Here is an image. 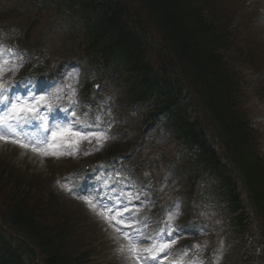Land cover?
<instances>
[{
  "label": "rangeland",
  "instance_id": "obj_1",
  "mask_svg": "<svg viewBox=\"0 0 264 264\" xmlns=\"http://www.w3.org/2000/svg\"><path fill=\"white\" fill-rule=\"evenodd\" d=\"M8 1L12 2V4L4 10V13L12 10L14 12L12 18L6 20H2L4 16L0 15V45L3 46L6 40L9 41L15 37L16 31L13 29L12 19L18 20L21 17V23L35 19L32 14V6L36 2L35 0ZM120 1L127 2L132 17L137 16L134 12L137 8L139 12L142 10L139 4L135 2V5L131 7L133 11L129 5L130 0ZM225 4L229 11L226 13L227 16L233 17L229 23L231 27H234L231 30V38L234 42L231 54L236 58L235 61L238 62L240 60L239 55L241 53H254L256 56L260 55L256 59V62L260 59L261 65H263L264 0H227ZM48 21H45L43 25H39L35 31V39L42 46L35 51L36 54H40V57L49 55L48 61H50L59 55L63 57L68 54H75L80 50L82 46L79 35L81 24L74 15L72 17L69 12H63L58 18L51 20L49 25L45 27L44 24ZM55 25H59L60 27L57 29ZM14 27L17 30L15 25ZM147 40L151 45L150 49L152 52L158 50L151 34L147 36ZM12 41L10 40L9 42ZM9 63L14 64L11 60ZM74 63L76 64V62ZM87 68L85 62L84 66L81 67L82 73H78L75 66L69 65L63 72L66 80L63 84L59 85H63L64 91L68 94L78 84L77 73L82 75L80 79L83 84L87 82L99 83L100 86L96 92L95 109L89 108L82 111L80 118L86 122L95 121L99 115L101 117V126L110 133L109 139L106 143H103L101 150L105 147L108 149L111 144H124V148L128 147L129 151L124 154L126 157H123L137 163L139 171L135 166H127V170L120 168L123 175L119 179V182L113 185L114 190L121 196L125 195L127 200H129V197H131V200H134L135 196H138L141 191H143V198L146 200L142 204L136 205V207H128L129 213H125V216H128L130 213L134 215L131 218V227L124 226L125 229L123 230L131 233L133 237L143 233L146 237L158 236L156 239H163L164 232L169 223L178 226L177 223L192 219L193 225H191L189 230L195 231L196 234L186 236L180 232L176 233L179 238L171 246L170 255L164 262L178 261L183 257L182 264H189V261L193 260L202 261V264H240L241 249L237 250L236 238L232 235L216 236L211 241L201 243L198 248L187 247L188 241L193 240V238L197 239V235L199 237L204 235L201 232V224L209 225L210 217L217 211L218 205L212 203L215 198L212 194L214 191L213 187L211 185L205 186L207 192L202 197V200L206 202L205 204L187 205V199L182 194V190L184 192L186 187V182H183L187 161L184 150L180 149L177 152L168 150L172 149L167 146L170 141V135L162 128V125L147 123L150 125L145 126L147 125L146 121H142L146 118L147 106L138 105L132 109L130 106L126 107L124 86L121 82L122 77L112 74L111 76L108 75L105 80L103 79L104 81H101V73L98 71L100 68H97V66L92 69L88 68L89 72ZM237 69L241 70L242 68L240 66ZM13 74H17V71ZM247 74L252 76L250 73ZM84 93L86 94V92ZM254 96L256 101L252 107L253 114L247 112L249 114L248 118L253 122L254 127L259 125L263 129L264 114H260V112L264 111V101H261L262 99L258 98V95L254 94ZM64 104H67V99L64 100ZM156 122L161 123V119L156 118ZM109 125L110 128L108 127ZM95 144V140L91 144L83 141L80 147L84 151L89 147L91 148L89 152H93L96 150ZM261 148L264 153L263 144ZM82 150L79 149L73 155L65 154L59 158L43 157L32 152L30 149L24 150L17 145L0 141V170L11 169V174H13L14 178L18 177L19 182L28 183L30 186L31 184L35 185L34 188L36 189L33 190L32 188L30 192V198H33L30 201L32 205L37 200L39 211L44 214L39 217L41 221L47 224L50 223L49 219L52 214L49 206H51L53 211L56 208L59 211L58 213L64 218V221L67 220L73 226L76 244L81 248V251L91 253L88 263L85 264H136L135 260L131 259L126 252L128 241L118 235L114 228L109 227L102 215L98 214L103 205L113 207L117 198L123 204H126V201L119 195L113 194H103L101 201H95L92 199L91 190L87 184L83 183L85 186L83 187L80 185L79 179L75 178L76 172L71 173V176L68 173V171L79 168L80 165H87L85 163L89 162L86 160L90 159V157L86 156ZM146 162H149L150 170L157 177L156 187H154L155 184L153 185L137 178L142 169L149 170ZM133 167L136 168L137 172H135ZM63 170L66 171L64 174H67V177L65 176L66 179L59 177L63 173ZM179 179L182 180L180 186L183 187H179L176 184ZM97 181L96 186H99L98 188L104 191L108 186L107 183L101 178L97 179ZM23 189L29 191L28 185L24 184ZM78 189L82 191V194H80L81 192ZM137 189L142 190L137 191ZM1 193L3 196H0V201L3 198L8 200L9 195H4L5 191L2 190ZM51 195L55 196L56 206L48 202L47 198H51ZM44 196H47L46 199ZM88 201H93L97 207L93 209ZM1 205L0 202V213ZM176 205H179L178 211ZM224 211L226 210L224 209ZM170 212L176 213L175 218L171 221L168 220ZM194 213L197 217L193 216ZM217 220L218 218L216 217L215 223ZM212 225L214 226V224ZM186 228H189V226ZM5 229H3V223L0 219V230L5 232ZM122 246L125 249L123 252L120 250ZM11 247H15L14 242L11 244ZM70 249L77 250V247L72 246ZM185 252L187 254L183 255ZM79 253L78 251L74 252L76 255ZM39 259H41L40 255L33 261L26 254L21 255L23 264H41ZM241 264H248V262L243 261Z\"/></svg>",
  "mask_w": 264,
  "mask_h": 264
},
{
  "label": "trees",
  "instance_id": "obj_2",
  "mask_svg": "<svg viewBox=\"0 0 264 264\" xmlns=\"http://www.w3.org/2000/svg\"><path fill=\"white\" fill-rule=\"evenodd\" d=\"M45 1L64 4L67 0ZM68 1L73 6L79 5L84 13L101 9V24L96 26L98 33L91 39V50L100 51L98 58L103 65L114 60L122 65L131 83L134 102L155 101L158 108L163 107L172 115L180 132L187 133L189 118L180 99L185 86L192 85L198 96L196 102L210 111L208 126L217 132L221 142L231 152L237 153L241 148L243 160L247 153L254 152L248 139L247 116L240 110L242 97L236 96H243L244 91L233 64L236 58L231 54L234 42L232 31L227 29L230 22L227 0H130V8L135 2L142 9L139 12L138 8L135 11L131 8L135 17L126 1ZM149 34L158 49L153 52L147 40ZM239 56L246 65L252 63L253 56L243 53ZM198 149L204 162L211 161L213 167L219 164L207 144L199 143ZM249 166L264 182V166L258 162ZM23 184L28 185L19 182L7 169L0 170V196L1 190L9 195L8 200L0 201V219L11 232L10 240H15L12 248L11 241H5L0 232V264H23L22 254L32 261L40 255L41 264H83L84 257L74 254L78 249H70L76 242L71 225L59 219L57 222V212L48 203L52 218L49 224L41 221L39 217L44 214L39 211L37 200L31 205V191L23 189ZM228 194L230 199H237L233 191ZM256 194L260 195L255 207L264 234V193Z\"/></svg>",
  "mask_w": 264,
  "mask_h": 264
},
{
  "label": "snow or ice",
  "instance_id": "obj_3",
  "mask_svg": "<svg viewBox=\"0 0 264 264\" xmlns=\"http://www.w3.org/2000/svg\"><path fill=\"white\" fill-rule=\"evenodd\" d=\"M27 53L13 50L0 45V141L17 145L21 149L31 150L43 157L59 158L65 154L73 155L79 150L80 144L87 141L90 144L95 140L96 150L103 146L109 139L110 133L101 126V117L98 115L95 121H82L76 107L77 101L73 99L76 90L71 89L68 94L64 93L63 85H56L55 92L48 91L44 94H36V83L30 79L16 84L5 81L6 72L14 73L21 66ZM10 60L20 63L11 64ZM21 90L23 94H21ZM67 104L54 105L53 101H63ZM60 111L69 114L75 119L64 121H50L49 115ZM87 115V113H85ZM36 124L35 131H28L26 126ZM110 128V125L108 126ZM89 153L85 152V155ZM142 189H137L141 191ZM139 199V196L136 197ZM131 197H129V201ZM95 209L97 205L88 201ZM143 203V202H142ZM177 211L179 205H176ZM114 213V214H113ZM129 213L127 204H123L117 198L113 207L103 205L99 215L105 219L109 227L115 229L118 235L128 241L126 252L135 260L136 264H164L170 255V248L179 237L176 235L183 229L168 224L163 239L146 237L143 233L133 237L131 233L124 231V226L131 227V218L134 214ZM176 213L169 214L168 220L175 218ZM147 244V247L140 245ZM125 251L123 246L120 249ZM163 254V255H162ZM185 252L183 255H186ZM181 257L177 264H182ZM189 264H202V261H189Z\"/></svg>",
  "mask_w": 264,
  "mask_h": 264
},
{
  "label": "bare ground",
  "instance_id": "obj_4",
  "mask_svg": "<svg viewBox=\"0 0 264 264\" xmlns=\"http://www.w3.org/2000/svg\"><path fill=\"white\" fill-rule=\"evenodd\" d=\"M49 224V223H48Z\"/></svg>",
  "mask_w": 264,
  "mask_h": 264
}]
</instances>
